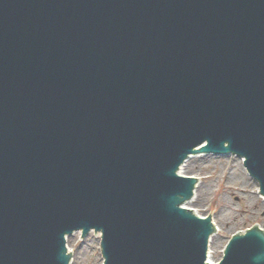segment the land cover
Masks as SVG:
<instances>
[{
  "label": "water",
  "instance_id": "water-1",
  "mask_svg": "<svg viewBox=\"0 0 264 264\" xmlns=\"http://www.w3.org/2000/svg\"><path fill=\"white\" fill-rule=\"evenodd\" d=\"M199 152L264 194V0H0V264H70L93 229L104 264H212ZM227 246L264 264L259 226Z\"/></svg>",
  "mask_w": 264,
  "mask_h": 264
},
{
  "label": "rangeland",
  "instance_id": "rangeland-1",
  "mask_svg": "<svg viewBox=\"0 0 264 264\" xmlns=\"http://www.w3.org/2000/svg\"><path fill=\"white\" fill-rule=\"evenodd\" d=\"M188 159L193 161L192 166L190 169L182 167V173L198 177V189L203 192L200 204L190 200L186 206L200 215L214 218L218 230L210 242L209 259L217 262L223 257L226 243L237 231H245L256 224L264 228V196L243 160L236 155L199 153ZM67 242L74 253L71 264H102L100 233L92 232L82 239L81 232H76Z\"/></svg>",
  "mask_w": 264,
  "mask_h": 264
},
{
  "label": "bare ground",
  "instance_id": "bare-ground-1",
  "mask_svg": "<svg viewBox=\"0 0 264 264\" xmlns=\"http://www.w3.org/2000/svg\"><path fill=\"white\" fill-rule=\"evenodd\" d=\"M192 162L193 161H191V159H188L187 161H186V163L184 164V165H182L181 167H183L184 169H190L191 168V166H192ZM180 172L182 173V168H181V170H180ZM182 174H184V173H182ZM198 186V185H197ZM199 188V186L197 187V189H196V194H195V198H193L192 200H194L193 202H195V203H197V204H200L201 203V201H200V196H201V193L203 192V189H201V190H199L198 189ZM199 206V205H198ZM208 259H209V257H208ZM210 261H212L211 259H210Z\"/></svg>",
  "mask_w": 264,
  "mask_h": 264
}]
</instances>
